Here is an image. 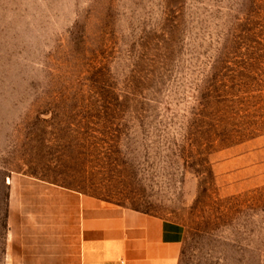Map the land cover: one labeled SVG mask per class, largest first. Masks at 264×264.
<instances>
[{
    "label": "rangeland",
    "instance_id": "obj_1",
    "mask_svg": "<svg viewBox=\"0 0 264 264\" xmlns=\"http://www.w3.org/2000/svg\"><path fill=\"white\" fill-rule=\"evenodd\" d=\"M0 159L264 264V0H0Z\"/></svg>",
    "mask_w": 264,
    "mask_h": 264
},
{
    "label": "crops",
    "instance_id": "obj_2",
    "mask_svg": "<svg viewBox=\"0 0 264 264\" xmlns=\"http://www.w3.org/2000/svg\"><path fill=\"white\" fill-rule=\"evenodd\" d=\"M183 238L180 222L0 159V264H178Z\"/></svg>",
    "mask_w": 264,
    "mask_h": 264
}]
</instances>
